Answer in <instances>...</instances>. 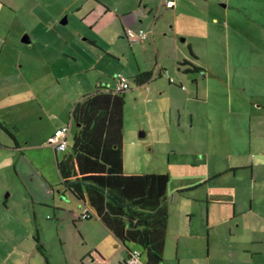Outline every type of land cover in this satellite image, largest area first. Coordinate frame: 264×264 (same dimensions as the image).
Masks as SVG:
<instances>
[{
	"label": "crops",
	"instance_id": "0c3cea01",
	"mask_svg": "<svg viewBox=\"0 0 264 264\" xmlns=\"http://www.w3.org/2000/svg\"><path fill=\"white\" fill-rule=\"evenodd\" d=\"M25 1L29 5L34 3L36 6L40 0L0 1V16L4 17L5 14L8 18L9 14H16L15 16L23 15L25 18L28 15L34 20L35 18L41 20V16H36L35 7L26 11L23 7L26 5ZM86 1L84 6H79L78 2L73 4L79 18H83L81 24L85 26L84 29H78V34L88 36L83 41L99 53L95 54L91 61L88 60V65L82 73L89 75L91 72H99L93 77L92 91H87L85 84L76 88L66 84L70 79L69 73L59 71L56 65L58 60L70 57L69 53L66 55L57 49L48 52L47 50L53 48L48 47V43L41 45L39 42L41 40L34 32L31 33L24 27H21L20 34L26 32L24 34L29 43L24 44L21 39L20 42L16 41L14 27L8 24L6 19H0V173L2 174V171L9 166H12L15 172L29 152L50 148L47 138L59 126L69 125L67 142L70 144L74 134L71 138L72 125L65 124V120L59 125H52L56 128L51 132L50 127L49 132L39 143L35 142L37 128L32 127L24 133V129L29 127L24 122L37 126L42 121L41 115L46 112V106L63 108L67 102L71 105L68 111L70 122L76 104L94 93L98 87L104 86L115 90L117 73H123L127 78L150 73L152 76L150 81L141 86L134 85L138 90L130 89L129 97L136 102L140 97H146L143 105L145 121L141 120L138 113L140 126L145 130L143 136L148 133L152 135L154 125L166 130H170L176 120L181 125L185 118L183 107L188 108V104L193 101L194 108L189 113L190 125L186 123L183 127H194V118H197L202 124L206 138L212 137L216 141H221L223 123L228 124L233 121V126L238 131L237 137L243 135V139L247 141V151L254 152L250 163V180L253 183L260 181L256 170L258 168L264 170V101L258 100L257 102L260 103L257 104L252 99L254 97L249 93L248 85L246 87L247 83L245 84L242 78H247V74L253 79H264V25L262 24L264 11L247 9L248 13H246L235 7L232 1L229 3L230 0H174L173 7L166 6L165 0H91V8L88 6L89 0ZM245 1L255 3L261 0ZM84 7L86 8L82 14ZM234 11L242 12L241 17L246 20L245 24L235 23ZM128 27L143 28L149 32V35L144 41L129 42L123 35L124 29ZM82 30L93 32L94 35L90 37V34L83 33ZM78 39L72 40L80 44ZM109 41L117 42V48H119L118 43L121 44L122 50L109 48ZM54 45L56 46V43ZM180 63L186 65L179 66ZM193 67L201 71L193 73ZM186 70L189 73H186ZM108 71H111L110 75L113 73L112 77L108 76ZM171 80H174L176 86L170 84ZM206 80L212 83L210 86H216L213 91L210 86L207 88ZM233 80H240L235 88H233ZM188 82L191 86H188ZM180 85L185 89L177 87ZM144 86L146 89H143ZM189 87L192 94L186 92ZM255 90L256 88L250 92ZM25 111L27 120L23 117ZM33 118L37 121L33 122ZM52 118L56 116L52 115L50 119ZM153 118H155L154 123ZM72 124L76 131L78 126L73 120ZM242 127L243 134L240 131ZM52 151L54 154L52 158L59 174L57 164L71 154V149L62 152L61 157L58 156V152ZM122 164L124 173V159ZM247 164L249 163L245 161L237 169L245 170L248 168ZM232 168L236 172V167ZM39 174L42 176L40 171ZM62 182L66 187L64 195L67 196L69 193L72 199H75L67 184L63 180ZM50 191L55 206L56 191L52 187ZM76 201L79 206H87L81 201ZM56 210L60 218L55 222H60L64 239L70 235V239L73 240V233H77V230L82 234L84 250L79 256L80 261L91 259L90 261L95 264H106L107 250L103 243L110 241L107 239L109 235L117 239L115 234L94 216L97 223L92 226L100 227L98 231L102 234L98 241L96 236L85 228L88 220H78L79 211H75L73 207L56 208ZM90 213L93 214L91 208ZM234 214H237L236 210ZM105 232L106 236H103ZM71 240L66 239L64 244H69ZM126 251L127 249L123 252L124 255ZM124 255L117 260L121 262ZM68 256L69 253L65 255L67 264L77 262L76 258ZM140 264H145V260L144 262L140 260Z\"/></svg>",
	"mask_w": 264,
	"mask_h": 264
},
{
	"label": "rangeland",
	"instance_id": "374dc122",
	"mask_svg": "<svg viewBox=\"0 0 264 264\" xmlns=\"http://www.w3.org/2000/svg\"><path fill=\"white\" fill-rule=\"evenodd\" d=\"M231 1L235 7L246 13L247 9L264 11V0L255 3L230 0L229 3ZM25 2L26 5L23 7L26 11L35 7L36 16H41V20L38 18L34 20L28 15L25 18L23 15L15 16L16 14H9L8 18L5 14L4 17L0 16V19H6V22L14 27L16 41L20 42L25 35L26 32L20 34L21 27H24L31 33L34 32L41 40L39 41L41 45L48 43V47L53 48L47 50L48 52L57 49L65 54L69 53L72 58L58 60L56 65L59 71L69 73L70 79L66 84L71 88L85 84L87 91H92L93 77L99 72H91L89 75L82 73L88 65V60L91 61L94 55L99 53L83 41L88 36L78 34V29H84L85 26L81 24L83 18H79L73 4L78 2L79 6H84L87 1L40 0L39 6ZM91 4L92 1L89 0L90 8ZM242 15V12L234 11L235 23H246ZM262 15L264 25V12ZM64 19L66 21L62 23ZM37 24L39 25L35 26ZM82 31L88 33L86 30ZM88 34L90 37L94 35L93 32ZM73 38H79L80 44H76ZM118 46L120 49L117 48V42L109 41V48L122 50V45L118 43ZM110 73L111 71H108V76L112 77L113 73L111 75ZM246 77L242 79L245 84L247 83L246 87L248 85L249 93L254 97L252 99L257 104L260 103L258 100L264 101V79H253L247 74ZM109 81L113 84L110 78ZM129 82L131 91L138 90L131 80ZM206 82L208 88L212 83L208 80ZM238 82L240 80H233V88ZM188 86H191L189 82ZM215 87L210 86L211 90ZM255 88L254 92H250ZM186 92L193 93L190 87ZM126 93L122 129L124 174L169 176L166 192L168 225L163 264H264V170L260 168L256 170L260 181L253 183L250 180V163L254 152L247 151V141L243 139V135L237 137L238 131L233 126V121L223 123L221 141H216L212 137L206 138L202 124L197 118H194V127L185 128L183 125L186 123L190 125L189 113L194 108L192 101L188 108L183 107L185 118L181 125L177 120L170 130L154 125L152 135L148 133L143 136L145 130L140 126L138 113L141 120L145 121L143 105L146 97H140L136 102L129 98L130 90ZM70 108L71 105L67 102L63 108L46 106V112L41 115L42 121L37 126L23 121L29 126L24 129V133L32 127L37 128L35 142L39 143L49 132L50 127L51 132L56 128L52 125H59L65 120V124L72 125L70 133L72 138L75 129L72 120L69 122ZM52 115L56 118L50 119ZM23 117L24 120L28 119L26 111ZM154 120L155 118L153 123ZM36 121L33 118V122ZM240 131L243 134L244 128H240ZM52 150L51 147L33 150L29 152L24 162L19 163L15 172L12 166H9L2 174L0 173L2 177H0V264H67L65 257L67 253L68 257L77 259L74 264H95L90 261L91 259L80 261L79 256L84 250L82 234L77 230V233H73V240L69 235L66 239L71 242L64 244L66 239L62 226L60 222H55L60 216L57 210L54 212L50 206L57 209L73 207L75 211H79V215L85 207L79 206L69 193L67 196L64 195L66 187L56 170ZM62 155V152L58 153L59 157ZM245 161L249 163L248 168L237 169ZM232 167H236V172ZM50 187L56 191L55 206ZM235 210L237 214H234ZM96 223L97 220L92 218L85 223V228L98 240L102 234L98 231L100 227L92 226ZM35 236L41 240L45 248L40 245H38L40 248L37 247ZM103 236H106V232ZM107 239L110 241L103 243L107 250L106 264L112 262L121 264L123 259L122 262L117 259L124 255L126 248L112 235ZM129 248L134 249V246ZM143 259H140L141 262H144Z\"/></svg>",
	"mask_w": 264,
	"mask_h": 264
},
{
	"label": "trees",
	"instance_id": "16d2710c",
	"mask_svg": "<svg viewBox=\"0 0 264 264\" xmlns=\"http://www.w3.org/2000/svg\"><path fill=\"white\" fill-rule=\"evenodd\" d=\"M192 71L201 70L193 67ZM151 77L150 73H142L128 80L141 86ZM170 84L176 83L172 80ZM177 87L185 89L183 85ZM125 94L126 91L98 87L76 104L71 116L78 127L66 148L71 149V154L65 155L57 168L74 198L86 204L89 212L90 208L93 210L87 220L94 216L99 218L127 251L134 246L145 264H163L169 176L123 173L121 145ZM34 240L39 241L36 236ZM126 261L127 257L122 264H127Z\"/></svg>",
	"mask_w": 264,
	"mask_h": 264
},
{
	"label": "built area",
	"instance_id": "2783aa9c",
	"mask_svg": "<svg viewBox=\"0 0 264 264\" xmlns=\"http://www.w3.org/2000/svg\"><path fill=\"white\" fill-rule=\"evenodd\" d=\"M164 4L166 6L173 7L175 5L174 0H165ZM124 38H126L129 42H139L144 41L149 32L143 28H125L123 31ZM116 86L115 92L119 91H128L130 90V82L128 78L122 74L117 73L115 76ZM172 82V80H171ZM69 126L60 127L52 132V134L47 138V144L55 151V152H64L67 148V135L69 133ZM87 208V207H86ZM80 220H87L90 218V212L85 209L78 217ZM141 254L138 250L129 251V255L127 257V264H140Z\"/></svg>",
	"mask_w": 264,
	"mask_h": 264
},
{
	"label": "flooded vegetation",
	"instance_id": "af4514ba",
	"mask_svg": "<svg viewBox=\"0 0 264 264\" xmlns=\"http://www.w3.org/2000/svg\"><path fill=\"white\" fill-rule=\"evenodd\" d=\"M6 203H7V201H5ZM50 208L53 210V211H56V208L55 207H53V206H50ZM79 217V216H78ZM78 220H80L79 218H78ZM81 221V220H80ZM35 238V237H34ZM38 243H37V245H40V247H43V248H45L44 247V245H43V243H41V240L38 238ZM127 255H129V250L128 251H126V254L124 255V258H123V260H125L126 259V257H128ZM122 262V261H121ZM122 264V263H121Z\"/></svg>",
	"mask_w": 264,
	"mask_h": 264
},
{
	"label": "water",
	"instance_id": "95a60500",
	"mask_svg": "<svg viewBox=\"0 0 264 264\" xmlns=\"http://www.w3.org/2000/svg\"><path fill=\"white\" fill-rule=\"evenodd\" d=\"M65 19L62 21V23H65ZM21 42L22 43H24V44H27V43H29L28 42V38H27V36L25 35V36H23L22 38H21ZM204 74L202 73V76H203ZM123 246H125V245H123Z\"/></svg>",
	"mask_w": 264,
	"mask_h": 264
},
{
	"label": "clouds",
	"instance_id": "9594fccd",
	"mask_svg": "<svg viewBox=\"0 0 264 264\" xmlns=\"http://www.w3.org/2000/svg\"><path fill=\"white\" fill-rule=\"evenodd\" d=\"M86 207V206H85Z\"/></svg>",
	"mask_w": 264,
	"mask_h": 264
}]
</instances>
